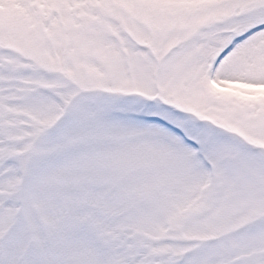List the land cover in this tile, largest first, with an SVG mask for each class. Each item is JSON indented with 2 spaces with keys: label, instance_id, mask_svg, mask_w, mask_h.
I'll return each instance as SVG.
<instances>
[{
  "label": "snow or ice",
  "instance_id": "snow-or-ice-1",
  "mask_svg": "<svg viewBox=\"0 0 264 264\" xmlns=\"http://www.w3.org/2000/svg\"><path fill=\"white\" fill-rule=\"evenodd\" d=\"M0 264H264V0H0Z\"/></svg>",
  "mask_w": 264,
  "mask_h": 264
}]
</instances>
